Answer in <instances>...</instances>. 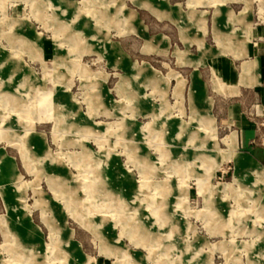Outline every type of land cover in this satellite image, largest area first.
Wrapping results in <instances>:
<instances>
[{
	"label": "rangeland",
	"instance_id": "374dc122",
	"mask_svg": "<svg viewBox=\"0 0 264 264\" xmlns=\"http://www.w3.org/2000/svg\"><path fill=\"white\" fill-rule=\"evenodd\" d=\"M0 264H264V0H0Z\"/></svg>",
	"mask_w": 264,
	"mask_h": 264
},
{
	"label": "crops",
	"instance_id": "0c3cea01",
	"mask_svg": "<svg viewBox=\"0 0 264 264\" xmlns=\"http://www.w3.org/2000/svg\"><path fill=\"white\" fill-rule=\"evenodd\" d=\"M190 1H193V0H188V5H189V3H190ZM163 9H160V14H162V15H164V16H170L173 20H177L178 22H177V24L179 25V28H180V32L182 33V36H183V39H184V41H185V50H181V51H184L185 52V54H186V58L185 59H180L179 58V60L180 61H182L183 63H194V64H203L204 62V60L203 59H200V58H194V57H192V56H190V55H188V53H187V48L189 47L188 46V44L190 43H192L193 41H195V42H197L198 43V46H199V49H200V51H201V47H205L204 48V50L203 51H201V52H203L204 53V51L206 50V45L204 44V42H203V40H202V37H199V36H194V33H187V31H189L190 29H194V30H200V29H198L197 27H194V26H191L190 24H189V22L188 23H184L183 22V19L184 18H189L192 14H194V13H197V15L198 14H200V13H202V12H206V10H192L191 8H190V11H189V13L188 14H181L178 10H175L173 7H171L170 5H169V3H168V1H167V3L165 4V5H163ZM190 7V6H189ZM157 10H159V9H157ZM153 12V11H152ZM154 13V12H153ZM215 13H216V11H215ZM157 15V14H156ZM214 16H215V14H214ZM213 16V17H214ZM186 22H187V20H186ZM182 25L184 26V27H182ZM200 31H202V34L203 33H205L204 32V30H200ZM250 34V33H249ZM162 38L164 39L165 38V36L163 35L162 36ZM221 39H224V38H221ZM242 46H243V44H241ZM146 46H147V43H145L144 44V48H146ZM151 46V45H150ZM237 47H239V46H237ZM151 48H152V46H151ZM240 48L241 49H243L241 46H240ZM231 49H235V51H237V48L232 44V47H231ZM180 51V50H179ZM177 52H178V50H176V54H177ZM237 52H239V51H237ZM178 56V55H177ZM179 57V56H178ZM202 58V57H201ZM249 62H255V61H252V60H245L243 63H242V73H241V78H240V81L241 82H243V83H252L253 81L254 82H260L261 81V77H262V75H261V72H260V68L257 66V63H256V67L253 69V71H251V72H249L247 75H245V63H249ZM144 63H147V64H149L148 62H142L141 64H139V63H137L138 65H141V66H143V64ZM212 63H213V71H216V72H219V64H220V62L218 61V60H212ZM134 64H136V63H134ZM150 65V64H149ZM151 66V65H150ZM133 67H134V65H133ZM152 67V66H151ZM153 68V67H152ZM154 70H155V72H158L155 68H153ZM171 73V72H170ZM169 73V74H170ZM252 73V74H251ZM168 74V75H169ZM176 74H178V73H176ZM179 75V74H178ZM175 81H176V84H177V79L175 78L174 79ZM155 81L156 82H158V80L157 79H155ZM155 82V83H156ZM175 84V85H176ZM198 85V84H197ZM173 86V85H172ZM172 86H171V88H172ZM174 87V86H173ZM198 87L200 88V89H202V91H203V96H205L204 95V90H203V88L202 87H200L199 85H198ZM172 93V92H171ZM207 96V95H206ZM207 97H209V96H207ZM213 115V114H212ZM214 117V116H213Z\"/></svg>",
	"mask_w": 264,
	"mask_h": 264
},
{
	"label": "bare ground",
	"instance_id": "6f19581e",
	"mask_svg": "<svg viewBox=\"0 0 264 264\" xmlns=\"http://www.w3.org/2000/svg\"><path fill=\"white\" fill-rule=\"evenodd\" d=\"M174 240V239H173ZM175 241V240H174Z\"/></svg>",
	"mask_w": 264,
	"mask_h": 264
}]
</instances>
